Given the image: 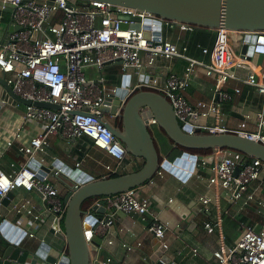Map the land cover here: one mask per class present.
<instances>
[{
    "label": "built area",
    "instance_id": "built-area-1",
    "mask_svg": "<svg viewBox=\"0 0 264 264\" xmlns=\"http://www.w3.org/2000/svg\"><path fill=\"white\" fill-rule=\"evenodd\" d=\"M77 1L0 0V25L2 11L7 6L11 8V28L0 39V73L4 74L6 82L20 97L58 105L51 108L24 104V118L37 121L42 128L27 143L17 145V151L23 155L19 166L15 167L11 162L9 172L0 169V200L8 191L18 187L35 190L40 194L46 211L58 219L63 216L66 203L50 175L59 176L66 171L62 164L55 163L50 171L40 173V163L44 157L36 159L37 153L46 152L51 134L58 133L66 143L72 137L87 136L95 146L115 159L113 165L104 164L105 175L120 173L130 165H138L139 157L129 154L122 141L100 119L106 118V115L115 118L126 94L140 85L152 87L163 94L172 105L180 126L187 132L199 130L218 133L230 130L264 144V109L254 114L243 113L234 129L225 126L216 116L220 103L232 100L241 91L240 83L264 94V68L254 59L257 55L264 57V30L231 31L222 25L217 27L211 47H201L202 53L209 56L206 62L189 55L186 44L178 45L165 35L166 29L173 27L191 31L196 27L193 24L102 0ZM136 23L138 26H135ZM231 32L243 33L241 45L249 44L250 53L235 50L228 39ZM158 57H176L184 59L185 63L181 69L168 70L157 83V75L152 71ZM108 65L118 67L115 76L119 82L112 81L102 71ZM196 65H202L205 74L214 79V95L210 100L192 103L184 90ZM141 68H144L143 72ZM124 73L135 74L136 80L126 85L127 92L115 112H106L102 105H112L106 98L116 93ZM140 74H153L154 77L152 80L139 79ZM228 79L238 82L232 91L224 89V82ZM148 119L149 123L155 122L152 116ZM249 121L254 122L253 129L246 127ZM18 136L19 132H16L7 145H12L13 139ZM192 153L196 155L192 168H183V172L188 173L186 178L191 174L201 177L199 171L207 169L205 179L214 199L221 196V189H224L228 201L239 210L254 203L261 212L259 222H239V236L232 245L220 241L212 251L216 264H264V161L228 147ZM82 159H77L74 167H79ZM34 160L39 163L35 164ZM237 167L239 169L235 173ZM164 171L168 170L160 165L149 181L153 182L154 177L162 176ZM78 184L73 183L75 186ZM214 199L208 194L200 195L202 204L197 209L205 210L206 204ZM93 204L106 208L105 215L92 226L94 233L104 236L114 224L115 212L122 211L143 220L149 218L147 229L160 245L169 248L165 240L168 222L159 219L149 197L139 196L137 186L95 197L88 209ZM12 208L16 212L32 214L30 200L26 198L18 200ZM33 217L38 219L40 215L35 213ZM4 220L6 218L0 211V224ZM220 221V218L215 222L206 220L203 226L211 232L215 226L220 227ZM176 226L184 229L179 223ZM20 229L24 234L34 235L32 231ZM111 242L112 239L107 240V244ZM140 245L141 242L137 241L136 247ZM126 247L135 248L128 244ZM192 250L195 251V248ZM96 261L99 262L96 264H114L112 255ZM153 264H172V261H165L159 254Z\"/></svg>",
    "mask_w": 264,
    "mask_h": 264
},
{
    "label": "crops",
    "instance_id": "crops-1",
    "mask_svg": "<svg viewBox=\"0 0 264 264\" xmlns=\"http://www.w3.org/2000/svg\"><path fill=\"white\" fill-rule=\"evenodd\" d=\"M2 13L0 39L11 28L9 25L11 8L7 6ZM189 32L173 27L167 28L165 35L178 45L186 44L189 55L206 62L209 61L208 54H203L202 51L195 53L194 49H191L188 38ZM235 33H237V37L243 35L240 32ZM254 59L259 63L263 57L257 55ZM184 63V59L176 57H158L152 72L154 75L163 78L168 70L181 69ZM106 67L110 68L112 66L108 65ZM113 67L115 68V66ZM237 84L238 82L234 79H228L223 86L224 89L232 91ZM239 86L241 91L232 100L222 101L219 112L216 115L221 123L231 129L238 126L243 113L250 112L254 114L264 109L263 93L254 90L247 84L240 83ZM184 92L187 99L192 103H196L198 100H210L214 95V79L205 74L202 65H196ZM24 108L25 105L22 103L14 105L4 103L0 109V169L5 172H9L12 169L11 162L17 167L23 160V155L17 151V145L19 143H27L29 138L42 128V125L37 121L24 118ZM211 118H214V116ZM246 127L253 129L255 127L254 122L249 121ZM16 132H19V136L13 139L12 145H7V141ZM160 141L162 146L161 154L166 156L171 148V141H169L167 136L166 140L162 137ZM83 142L84 148H81L76 139L66 143L58 133L51 134L46 152L37 153L36 159L40 160V157H44L40 167H47L46 171H50L52 164L58 163L59 160L62 161V165L65 164L73 169L75 161L83 158L81 161L82 165L80 164L79 166L80 169L90 173L92 177H98L97 172H102L101 175H105L104 164L113 165L115 159L103 149L91 145L89 141ZM62 148L66 149V153H64ZM86 157L93 158L101 164V167L92 165V163H88V166L85 167ZM139 163L140 160H137V164ZM137 166L135 164L130 165L126 171H131ZM199 172L201 177L191 174L188 178L182 179L168 171H164L162 176L154 177L153 182L147 180L137 186L139 196L149 197L152 209L159 219L168 222L169 228L166 231L165 240L168 242L169 248L166 253L177 264H216L212 251L219 246L220 241L226 245H232L239 236L238 227L240 221L256 223L261 219L259 207L254 203L239 210L236 205L228 201V198L219 196L214 199L213 191L205 179L208 170H200ZM69 177L68 173H63L59 176L50 175L51 180L60 188L62 196L72 185ZM11 192V196L7 197V199L3 200L1 198L0 211L7 221L34 233L33 236L24 234L22 238L20 235L21 242H29V245L35 248L40 241L44 240L55 244L63 250L65 248L64 240L49 233L54 215L44 209L40 194L35 190L27 191L22 187L15 188ZM203 194L211 195L214 200L206 204L205 210L199 211L196 207L197 212L193 214L192 208L199 201L200 195ZM23 198L30 200L32 214H26L24 211L16 212L12 208L14 203ZM35 213L40 215L38 219H34L33 215ZM218 218L221 220L220 227L216 228L215 226L211 232H208L203 226L204 221L215 222ZM181 221H185L184 224H181L184 226L183 230L178 229L176 226ZM148 222L149 218L143 220L135 214L116 211L113 226L110 227V231H106L105 235L101 237V242L105 248L97 250V260H102L107 255H112L114 264H153L151 255L154 235L147 229ZM191 223L193 224L190 225ZM108 239H112L109 244H107ZM137 241L141 242L140 247H136ZM127 244L135 248L128 249L126 247ZM193 248H195V251L192 250ZM95 262L99 263L94 261V264H96Z\"/></svg>",
    "mask_w": 264,
    "mask_h": 264
},
{
    "label": "water",
    "instance_id": "water-1",
    "mask_svg": "<svg viewBox=\"0 0 264 264\" xmlns=\"http://www.w3.org/2000/svg\"><path fill=\"white\" fill-rule=\"evenodd\" d=\"M68 1L74 3L77 0ZM102 1L147 10L163 18L190 23L200 28L214 30L222 25L231 31L264 30V0ZM46 2L50 3L51 0H46ZM135 26H138V24L136 23ZM250 48L249 44L243 43L241 48L238 49L250 53ZM143 71L144 68H141V72ZM153 77V74L139 75V79L145 80H152ZM160 78V76H156L157 83H159ZM130 82L131 74H122L116 93L106 98L107 102H111L112 105L110 107L102 105L104 111L115 112L121 98L127 92V86ZM4 103L12 105L16 103H33L37 106L58 107L54 103L39 100L31 101L20 97L13 92L12 87L6 82L4 74H1L0 109ZM149 116H152L155 122L149 123ZM116 117L120 123H111L106 118L100 120L122 141L129 154L142 159L141 165L136 169L116 175L92 177L90 173L79 167L72 169V167L64 164L63 167L66 173L69 174L72 185L63 196L66 203L65 212L60 219L53 218L49 233L64 240L65 248L61 250L55 244L44 240L40 241L34 248L29 245V242H21L24 231L20 230L19 226L4 220L0 224V264H53L54 262H57V264H92L98 259L97 250L105 248L101 242L102 236L94 233L92 226H95L97 220L105 215L106 208L104 205L93 204L88 209L90 203L83 207V202L89 197L116 193L138 186L151 179L160 165L179 178L185 179L188 173H184L183 168H192L196 155L189 150H184L171 160L168 158V154L173 147L209 149L228 147L264 161V144L234 131L225 130L210 133L197 130L193 133L187 132L180 126L168 99L149 86L140 85L126 94ZM152 124L159 127L171 139L172 145L166 156L161 154L160 137L153 135ZM71 140L74 141L75 137H72ZM34 163L38 164L39 162L34 160ZM58 164H62V161L59 160ZM46 169L47 167L42 166L39 172H45ZM238 169L237 167L235 173ZM74 182L79 184L75 186L73 185ZM11 194L12 192L8 191L2 197L3 200ZM201 204V201L195 203L192 208L193 214L197 212L196 207ZM184 223L185 221L180 222V224ZM152 241V261L161 254L165 261H172V264H177L166 253L167 249L160 245L156 237Z\"/></svg>",
    "mask_w": 264,
    "mask_h": 264
},
{
    "label": "trees",
    "instance_id": "trees-1",
    "mask_svg": "<svg viewBox=\"0 0 264 264\" xmlns=\"http://www.w3.org/2000/svg\"><path fill=\"white\" fill-rule=\"evenodd\" d=\"M215 35H216V31H214L213 29H206V28L195 27L188 34L189 46L191 47V49L192 48L194 49V52L195 53H200L202 46H205L206 45L208 47H211V45H212V43H213V41L215 39ZM108 77L111 78V80H113V81L115 80V82H119V79L116 78V77L114 79V76L113 75H108ZM115 122H119L120 123V121L118 120L117 117L115 118ZM76 140H77V143L79 144V146L81 148H84L83 147V143H84L83 141H89V143L91 145H94L92 143V141L87 136H85V135H83V136H81L79 138H76ZM169 141H171V139H169ZM184 150H189L191 152H201V153H203V152H208L210 149L209 148H185V147H181V146H176L168 154V158L172 160L175 156L180 155ZM123 172H126V171H123ZM116 174H118V173H113V174H110V175H116ZM99 196H102V195H99ZM99 196H97V197H99ZM94 198L95 197H89V198H87L83 202V207H85L87 204L91 203Z\"/></svg>",
    "mask_w": 264,
    "mask_h": 264
},
{
    "label": "rangeland",
    "instance_id": "rangeland-1",
    "mask_svg": "<svg viewBox=\"0 0 264 264\" xmlns=\"http://www.w3.org/2000/svg\"><path fill=\"white\" fill-rule=\"evenodd\" d=\"M78 3H83L84 2V0H78L77 1ZM228 39H229V43L235 48V50H239L238 48H239V46L241 45V43H242V40H243V35H241L240 37H237V33H235V32H231L230 34H229V36H228ZM258 62V61H257ZM259 65L262 67V68H264V57H263V59L261 60V62H259ZM117 68L118 67H110V68H107V67H104L103 69H102V71L103 72H105V73H107V75H113L114 76V79H115V73L117 72ZM117 78V77H116ZM131 80L132 81H135L136 80V75L135 74H132L131 75ZM113 81V80H112ZM115 81V80H114ZM23 104V103H22ZM106 118H107V120L109 121V122H111V123H114L115 121H114V118L113 117H110V116H108V115H106L105 116ZM151 130H152V133H153V135H155V136H159L160 138H162L163 137V139H165L166 140V135L163 133V131L159 128V127H157L155 124H152L151 125ZM162 136V137H161ZM97 147V146H96ZM95 148V147H94ZM63 149V151H64V153H66V149H64V148H62ZM87 162H84L85 164H84V166L85 167H87L88 166V163H92V165H99V167H101V164H99L96 160H94L93 158H91V157H86V159H85ZM141 163H142V159L140 158V163L138 164V166H140L141 165ZM74 164V163H73ZM81 165H82V163H81ZM97 174H98V177H100V176H102L101 174H102V172H97ZM221 196L222 197H225V198H228V195L225 193V191H224V189H221Z\"/></svg>",
    "mask_w": 264,
    "mask_h": 264
},
{
    "label": "flooded vegetation",
    "instance_id": "flooded-vegetation-1",
    "mask_svg": "<svg viewBox=\"0 0 264 264\" xmlns=\"http://www.w3.org/2000/svg\"><path fill=\"white\" fill-rule=\"evenodd\" d=\"M139 160H140V158H139Z\"/></svg>",
    "mask_w": 264,
    "mask_h": 264
}]
</instances>
